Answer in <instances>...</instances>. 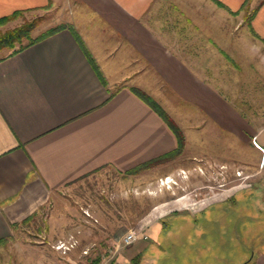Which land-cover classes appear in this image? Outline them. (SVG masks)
<instances>
[{
	"label": "crops",
	"instance_id": "crops-1",
	"mask_svg": "<svg viewBox=\"0 0 264 264\" xmlns=\"http://www.w3.org/2000/svg\"><path fill=\"white\" fill-rule=\"evenodd\" d=\"M36 10L63 27L0 57V264L35 263L32 245L17 255L14 227L68 184L177 148L134 89L192 158L264 148V1L0 0V18Z\"/></svg>",
	"mask_w": 264,
	"mask_h": 264
},
{
	"label": "rangeland",
	"instance_id": "rangeland-1",
	"mask_svg": "<svg viewBox=\"0 0 264 264\" xmlns=\"http://www.w3.org/2000/svg\"><path fill=\"white\" fill-rule=\"evenodd\" d=\"M55 16L26 12L1 25L0 33L36 18L35 37L54 27ZM11 51L0 48V57ZM252 145L260 151L256 160L250 154L248 161L233 155L196 159L182 147L131 171L99 168L16 224L17 255L29 256L32 245L34 264L96 258L97 264H244L264 257V148L255 138ZM132 229L139 237L121 245ZM58 239L75 245L64 254L55 248ZM69 255L80 257L71 262Z\"/></svg>",
	"mask_w": 264,
	"mask_h": 264
},
{
	"label": "trees",
	"instance_id": "trees-1",
	"mask_svg": "<svg viewBox=\"0 0 264 264\" xmlns=\"http://www.w3.org/2000/svg\"><path fill=\"white\" fill-rule=\"evenodd\" d=\"M264 0H262L263 2ZM23 13L21 11H16L13 12L11 15L9 16H4L2 18H0V26L5 24L7 21L16 18L17 16L22 15ZM38 20L35 19H31L28 21H24L22 24L15 26L11 29H7L4 32L0 33V48L3 47H7V48H12L13 51L10 52V54L16 53L18 51H21L22 49H24L25 47H27L28 45L33 44L34 42L56 32L57 30H59L60 28L63 27V25H57L54 27H51L47 30H45L44 32L40 33L39 35L33 37L31 35L32 31L35 29V27L37 26ZM23 40H26V43H23ZM19 44V46L17 48L14 49L15 45ZM91 61V59H90ZM92 62V61H91ZM134 92L142 99L144 100L148 105H150L168 124V126L172 129V131L175 133L176 137H177V148L169 153L163 154L162 156H159L157 158L148 160L142 164H140L139 166L145 165L148 162H153V161H160L161 159L167 157L168 155L172 154V153H180V151L182 150L183 147V135L180 131V129L176 126V124L172 121V119L166 114V112H164V110L154 101L152 100L147 94H145L144 92L138 90V89H134ZM137 166V167H139ZM136 168V167H135ZM135 168L130 169L133 170ZM251 258H249V260L243 262L244 264H247L249 261V263H252V260H250ZM99 262V258H96L95 260L91 261L90 264H97Z\"/></svg>",
	"mask_w": 264,
	"mask_h": 264
},
{
	"label": "built area",
	"instance_id": "built-area-1",
	"mask_svg": "<svg viewBox=\"0 0 264 264\" xmlns=\"http://www.w3.org/2000/svg\"><path fill=\"white\" fill-rule=\"evenodd\" d=\"M140 235V230H129L128 233H125L122 235L121 240L119 241V243L123 246L129 245L132 242H134ZM144 236V235H143ZM142 236V237H143ZM146 237V236H144ZM75 242L74 241H63V240H59L56 244H55V248L57 250H60L62 252H66L67 250L71 249L72 247H74Z\"/></svg>",
	"mask_w": 264,
	"mask_h": 264
}]
</instances>
